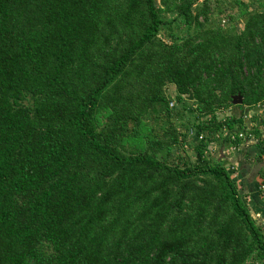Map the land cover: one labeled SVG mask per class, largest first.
<instances>
[{
  "label": "trees",
  "instance_id": "1",
  "mask_svg": "<svg viewBox=\"0 0 264 264\" xmlns=\"http://www.w3.org/2000/svg\"><path fill=\"white\" fill-rule=\"evenodd\" d=\"M237 1L219 11L240 30L209 0H0V264L264 260L237 168L209 151L261 138L244 109L264 105V0Z\"/></svg>",
  "mask_w": 264,
  "mask_h": 264
},
{
  "label": "crops",
  "instance_id": "2",
  "mask_svg": "<svg viewBox=\"0 0 264 264\" xmlns=\"http://www.w3.org/2000/svg\"><path fill=\"white\" fill-rule=\"evenodd\" d=\"M247 109H244L246 128L250 129L257 125L260 128L261 138H264V123L262 122L264 105ZM240 111L242 110L238 109V112ZM254 111H256L255 115L253 114ZM246 134L243 135L244 139L240 143L226 141L227 143L225 142L221 146L223 148L218 155L237 168L235 174L245 197L250 203L253 213L264 223V189L262 188L264 183V152L261 149V138L256 133H252L250 136Z\"/></svg>",
  "mask_w": 264,
  "mask_h": 264
},
{
  "label": "rangeland",
  "instance_id": "3",
  "mask_svg": "<svg viewBox=\"0 0 264 264\" xmlns=\"http://www.w3.org/2000/svg\"><path fill=\"white\" fill-rule=\"evenodd\" d=\"M209 1H210L211 6L213 7V11L210 14V16H211L210 23L211 24L219 23V19H220L221 23H224L225 25H227L229 27L235 25L236 29L240 30V28L243 25L242 17L235 18V20H230V18L228 19L226 17L227 20L225 21V19H223V20L221 19L224 15L222 12L219 11L220 8H224V11L226 13L233 12V14L235 15L236 12H238L239 9L241 8L240 3L237 0H209ZM255 1H257V0H255ZM255 5H256V3H255ZM175 16H176L175 12L174 13L169 12V14H168L169 18H174ZM219 16H220V18H219ZM177 19H178V22L182 25L183 22H180L179 18H177ZM163 35H164V32H163ZM164 37L166 39H168V37H166V35H164ZM167 88H168V91L170 93H172V94H170L171 99L176 100L175 105L173 106V108H175V109H173L171 120L178 125L181 123H184L185 126H182L180 128H182V130H185L187 128V125H191V122L193 121V117H191V113L188 110H184V106H185L186 102L177 101V99L175 97V93H176L175 84L169 83V84H167ZM231 111L238 112V109L236 107H234L231 110L222 111L220 113V115L227 114L228 112L230 113ZM160 112L162 113V116L164 118H167V110H164V108H161ZM253 114L255 115L256 111H254ZM192 135H193L192 133H189L186 136V139L188 140L186 142H188V144L186 146H184L185 148H182V149L180 148L181 149L180 153L186 154L187 153L186 149H189L190 150V156L196 157L197 156L196 152L192 148V145H190V142H189L190 139L193 138ZM222 140H220V141L215 140V142H213L211 144L209 151L211 152V154L213 156H217L219 154V152L222 150L223 147H221V146L225 143V142H221ZM213 145H214V147H213ZM188 147H190V148H188Z\"/></svg>",
  "mask_w": 264,
  "mask_h": 264
},
{
  "label": "built area",
  "instance_id": "4",
  "mask_svg": "<svg viewBox=\"0 0 264 264\" xmlns=\"http://www.w3.org/2000/svg\"><path fill=\"white\" fill-rule=\"evenodd\" d=\"M174 100H172L171 101V105H173L174 104ZM245 133H247L248 134V132L246 131ZM245 133L243 132V131H241V132H239V135L240 136H243V135H245ZM232 136L233 137H236V135L235 134H232ZM262 188L264 189V183L262 184ZM248 264H264V260H261V259H255V260H253V261H251L250 263H248Z\"/></svg>",
  "mask_w": 264,
  "mask_h": 264
},
{
  "label": "water",
  "instance_id": "5",
  "mask_svg": "<svg viewBox=\"0 0 264 264\" xmlns=\"http://www.w3.org/2000/svg\"><path fill=\"white\" fill-rule=\"evenodd\" d=\"M187 96H188L189 98H193V93L190 92V93L187 94ZM242 101H243V96H242V94H235V95L233 96V102H234V103H238V102H242Z\"/></svg>",
  "mask_w": 264,
  "mask_h": 264
}]
</instances>
